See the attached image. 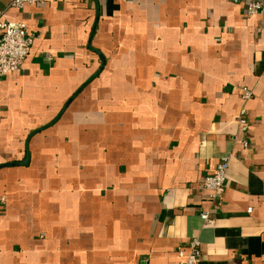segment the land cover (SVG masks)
<instances>
[{"label": "crops", "instance_id": "obj_1", "mask_svg": "<svg viewBox=\"0 0 264 264\" xmlns=\"http://www.w3.org/2000/svg\"><path fill=\"white\" fill-rule=\"evenodd\" d=\"M10 1L0 17L35 38L0 78V165L48 126L0 167V264H178L194 240L197 264H264V16L247 0ZM93 49L104 67L49 124L100 68ZM224 160L213 202L199 183Z\"/></svg>", "mask_w": 264, "mask_h": 264}, {"label": "built area", "instance_id": "obj_2", "mask_svg": "<svg viewBox=\"0 0 264 264\" xmlns=\"http://www.w3.org/2000/svg\"><path fill=\"white\" fill-rule=\"evenodd\" d=\"M40 0H11L9 3L10 8L21 9L27 4H35ZM246 16L260 14L264 16V0H247L246 3ZM34 35L28 33L26 25L22 22H14L0 17V78L18 70L26 56L28 55L34 41ZM242 99L247 100L252 95V90L242 87ZM245 108H241L238 113L240 127L246 128L247 120L245 118ZM227 161H222L217 165L215 170L205 176L199 187L209 192V199L213 202H220L225 185L227 173ZM201 217L206 222H212L208 218V213L203 212ZM190 250L186 253L183 252L179 246L177 248L180 261L178 264H197L199 261L198 242L196 240L189 243Z\"/></svg>", "mask_w": 264, "mask_h": 264}, {"label": "water", "instance_id": "obj_3", "mask_svg": "<svg viewBox=\"0 0 264 264\" xmlns=\"http://www.w3.org/2000/svg\"><path fill=\"white\" fill-rule=\"evenodd\" d=\"M94 51H96L102 59V63L100 68L96 71V73H94L89 79H87L74 93L73 95L68 99V101L65 103V105L63 106V108L60 110V112L58 113V115L49 123H53L55 120H57V118H59L61 116V114L63 113L64 109L67 107V105L70 103V101L74 98V96H76L79 92L82 91V89L100 72V70L104 67L105 65V61H104V57L102 56L101 52L97 49H93ZM48 125H44L36 130H34L32 133H30L26 139V144H25V150H26V156L25 158L21 161V162H17V163H4L1 164L0 167L2 166H8V165H13V164H24L28 161V142L30 137L34 134L39 132L40 130H42L43 128L47 127Z\"/></svg>", "mask_w": 264, "mask_h": 264}]
</instances>
